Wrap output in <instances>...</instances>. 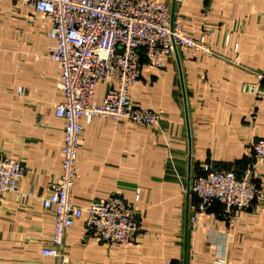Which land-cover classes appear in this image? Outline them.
<instances>
[{
    "label": "crops",
    "instance_id": "obj_1",
    "mask_svg": "<svg viewBox=\"0 0 264 264\" xmlns=\"http://www.w3.org/2000/svg\"><path fill=\"white\" fill-rule=\"evenodd\" d=\"M161 1L212 55L179 51L161 71L144 67L131 98L159 115L157 125L81 121L73 203L119 196L135 209L140 234L132 246L109 247L77 222L65 238L68 264H264V201L231 225L219 205L191 223L197 200L188 193L205 165L240 177L249 171L264 190V162L250 151L264 138V93L241 92L264 74V0ZM30 19L29 10L0 0V155L26 167L18 194L0 196V264H54L40 253L53 233L42 199L61 177L62 95L49 24ZM105 92L97 87L98 103Z\"/></svg>",
    "mask_w": 264,
    "mask_h": 264
},
{
    "label": "built area",
    "instance_id": "obj_2",
    "mask_svg": "<svg viewBox=\"0 0 264 264\" xmlns=\"http://www.w3.org/2000/svg\"><path fill=\"white\" fill-rule=\"evenodd\" d=\"M13 1L30 11L31 23L49 24L47 36L53 44L49 58L58 68L56 89L62 95L55 111L64 122L61 177L50 184L42 199L43 209L53 214V233L41 256L54 264H68L65 238L77 222H83L85 230L106 246H132L140 234V223L135 209L123 198L112 195L87 206L72 201L84 132L81 121L109 118L157 125L159 115L135 106L131 98L144 67L161 71L166 60L179 51L205 56L212 52L203 37L195 40L183 33L181 18L161 0ZM256 77L257 82L241 85L242 94L257 98L264 93V74ZM99 85L106 87L100 103L96 101ZM250 151L255 162H264V138L254 142ZM249 174L240 177L233 169L203 166L188 184V193L197 200L191 223L219 205L223 219L231 225L238 213L264 201V190ZM25 175L21 161L0 155V196L17 195ZM139 198L137 190L134 200Z\"/></svg>",
    "mask_w": 264,
    "mask_h": 264
},
{
    "label": "rangeland",
    "instance_id": "obj_3",
    "mask_svg": "<svg viewBox=\"0 0 264 264\" xmlns=\"http://www.w3.org/2000/svg\"><path fill=\"white\" fill-rule=\"evenodd\" d=\"M251 179V178H250ZM252 180V179H251ZM260 188V187H259ZM261 189V188H260ZM262 190V189H261ZM224 264V263H223Z\"/></svg>",
    "mask_w": 264,
    "mask_h": 264
}]
</instances>
